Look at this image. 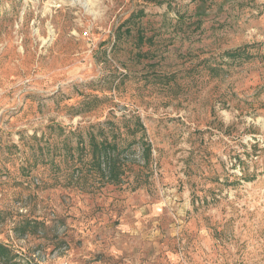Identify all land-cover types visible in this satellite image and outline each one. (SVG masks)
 I'll list each match as a JSON object with an SVG mask.
<instances>
[{"label": "rangeland", "instance_id": "374dc122", "mask_svg": "<svg viewBox=\"0 0 264 264\" xmlns=\"http://www.w3.org/2000/svg\"><path fill=\"white\" fill-rule=\"evenodd\" d=\"M0 245L264 264V0H0Z\"/></svg>", "mask_w": 264, "mask_h": 264}, {"label": "trees", "instance_id": "16d2710c", "mask_svg": "<svg viewBox=\"0 0 264 264\" xmlns=\"http://www.w3.org/2000/svg\"><path fill=\"white\" fill-rule=\"evenodd\" d=\"M240 55L239 50L228 52L229 58H238ZM149 147V145H147ZM101 151L102 154H100L98 157L94 156V161L97 162L98 170L102 173L103 176L107 175L108 178L114 177L117 169V165L119 163V157L118 154L112 155L110 153V146L108 144H101ZM115 149V148H114ZM0 260L2 261H10L11 257L8 256V250L0 245Z\"/></svg>", "mask_w": 264, "mask_h": 264}]
</instances>
